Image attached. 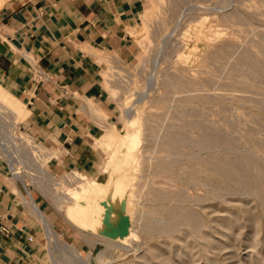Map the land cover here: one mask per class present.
Returning <instances> with one entry per match:
<instances>
[{"label":"rangeland","instance_id":"obj_1","mask_svg":"<svg viewBox=\"0 0 264 264\" xmlns=\"http://www.w3.org/2000/svg\"><path fill=\"white\" fill-rule=\"evenodd\" d=\"M145 4L132 34L140 57L105 74L119 112L97 141L99 178L50 173L43 190L19 169L57 223L82 237L73 245L50 222L49 264H264V0ZM23 118L0 86V136L29 137ZM122 174L132 237L75 229L79 194L110 190Z\"/></svg>","mask_w":264,"mask_h":264},{"label":"crops","instance_id":"obj_2","mask_svg":"<svg viewBox=\"0 0 264 264\" xmlns=\"http://www.w3.org/2000/svg\"><path fill=\"white\" fill-rule=\"evenodd\" d=\"M146 0H0V86L24 107L22 127L50 154L48 170L99 178L104 151L97 141L117 118L105 78L110 64L128 65L142 53L132 36ZM33 70L45 79L33 81ZM0 160V264H49L47 229L23 186ZM30 200L61 236H81L57 223L45 198ZM49 240V236H48Z\"/></svg>","mask_w":264,"mask_h":264},{"label":"bare ground","instance_id":"obj_3","mask_svg":"<svg viewBox=\"0 0 264 264\" xmlns=\"http://www.w3.org/2000/svg\"><path fill=\"white\" fill-rule=\"evenodd\" d=\"M132 34H134V33L132 32ZM202 34H203V32H202ZM203 35H205V34H203ZM4 91L6 93V96L14 98V96L11 95L7 90L4 89ZM31 153H33V156L38 158L36 160V162L40 165H38L37 167L40 168V170L43 172L44 167L42 165L45 163L44 160L41 158V156H38V154H36L34 151H32ZM13 164H14V166H13L12 172L15 174L16 181L20 185H23L24 181H23V178L21 177V173L15 167V163H13ZM48 177H49V175H48ZM79 178L81 180H86L80 176H79ZM112 179L115 180V183H114V186L110 190L108 187H105V189L101 188V191L91 192V191L86 190V191L81 192V194H79V196H83L85 194L84 195L85 198L83 197L82 200L80 199L82 201V209L79 213H77L72 218V224L71 225L75 229H78L79 231H81L85 235H89L92 237L101 236L100 232L102 231V229L104 227L102 221L104 219V215L106 212H107V214H109V219H110V222L112 224H114L118 221L120 214L124 215L129 220V227H128L127 235L124 238L111 239V241L113 243L114 242L123 243V242L128 241L129 238H131L132 234H133V229H132L133 228V218L130 214V205L125 200V199H127V196H128V181L125 179L123 174L119 175L116 178H112ZM27 198L30 201L31 207L33 208V211L36 214V217L38 218V220L40 219V221L46 227L48 236H50V237L55 236L56 233H55L53 227L50 225L49 221L45 218V216L40 211H38V209L34 206L32 201L30 200L29 196ZM124 200L126 201V203L124 205V212L121 213L119 210V206L122 202L124 203ZM103 203H106V205H107L106 208L104 206H102Z\"/></svg>","mask_w":264,"mask_h":264},{"label":"built area","instance_id":"obj_4","mask_svg":"<svg viewBox=\"0 0 264 264\" xmlns=\"http://www.w3.org/2000/svg\"><path fill=\"white\" fill-rule=\"evenodd\" d=\"M45 78L46 77L44 76V74L40 70H33V75H32L33 81H38V80H42ZM32 151H34L36 154H38V156H41V158L44 160V162H45L44 171L46 173L44 171L42 172L40 170V168L37 167L40 164H38L36 162V160L38 158L33 156V153H31ZM0 160L5 164L7 174L12 181L17 182L16 178H15V174L12 172V169L14 166L13 163H15V167L18 170L24 169L26 167L30 170V168H31V171H32V173H30L31 177L35 178V174H36L37 175L36 178H38V177L42 178L43 190H46L45 189L46 182H49L50 179L54 178V176H51L50 172L47 170L48 164L51 160L50 154H48V152L40 145V143L35 141L30 136L29 137L27 136V138H25V139H22L21 137H19V138L14 137L13 139H9V138L6 139V138L0 136ZM27 163L29 166L30 165L31 166L28 167ZM32 163H33V165H32ZM48 175H49V177H48ZM22 186H23L25 193L30 198L29 189L27 188L26 185H24V182H23ZM0 233L6 234V230L4 228L0 227ZM46 240H47V245H48L47 250H48L49 255L51 256V252H50L51 248L49 246L50 242H49L48 238H46Z\"/></svg>","mask_w":264,"mask_h":264},{"label":"water","instance_id":"obj_5","mask_svg":"<svg viewBox=\"0 0 264 264\" xmlns=\"http://www.w3.org/2000/svg\"><path fill=\"white\" fill-rule=\"evenodd\" d=\"M102 206L106 208L107 205L106 203H103ZM119 210L121 213L124 212L123 202L120 204ZM102 223L104 227L102 231L100 232V235L108 239L124 238L128 233L129 220L124 215L120 214L118 221L112 224L109 219V214H107L106 212ZM97 251H98V248H96L95 253Z\"/></svg>","mask_w":264,"mask_h":264}]
</instances>
